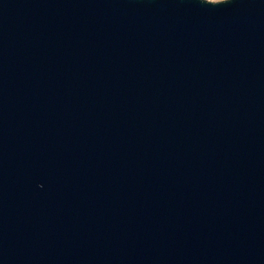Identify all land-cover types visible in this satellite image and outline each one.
I'll list each match as a JSON object with an SVG mask.
<instances>
[{
	"label": "water",
	"instance_id": "95a60500",
	"mask_svg": "<svg viewBox=\"0 0 264 264\" xmlns=\"http://www.w3.org/2000/svg\"><path fill=\"white\" fill-rule=\"evenodd\" d=\"M224 2L0 0V264H264V0Z\"/></svg>",
	"mask_w": 264,
	"mask_h": 264
},
{
	"label": "clouds",
	"instance_id": "9594fccd",
	"mask_svg": "<svg viewBox=\"0 0 264 264\" xmlns=\"http://www.w3.org/2000/svg\"><path fill=\"white\" fill-rule=\"evenodd\" d=\"M230 2H231V0H225V2L222 3V4H228V3H230ZM222 4H220V5H222Z\"/></svg>",
	"mask_w": 264,
	"mask_h": 264
}]
</instances>
